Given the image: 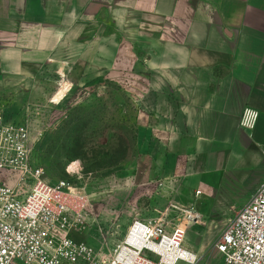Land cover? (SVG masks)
<instances>
[{
    "label": "rangeland",
    "instance_id": "1",
    "mask_svg": "<svg viewBox=\"0 0 264 264\" xmlns=\"http://www.w3.org/2000/svg\"><path fill=\"white\" fill-rule=\"evenodd\" d=\"M98 2L80 51L68 47L67 62L50 64L23 94H0V108L28 126L42 178L84 198L79 213L63 215L59 233L106 263L132 222L154 221L183 234L194 264H221L215 244L244 206L223 201L246 186L222 191L209 159L219 142L185 127L176 81L161 78L167 65L139 62L143 17H123L122 0Z\"/></svg>",
    "mask_w": 264,
    "mask_h": 264
},
{
    "label": "crops",
    "instance_id": "2",
    "mask_svg": "<svg viewBox=\"0 0 264 264\" xmlns=\"http://www.w3.org/2000/svg\"><path fill=\"white\" fill-rule=\"evenodd\" d=\"M98 1L0 0V94H23L67 62L68 47L80 51ZM133 13L143 17L139 62L167 65L161 78L176 81L185 127L220 144L209 159L222 191L246 186L225 206L245 205L264 183V0H122L121 15ZM247 108L258 113L249 129L240 125Z\"/></svg>",
    "mask_w": 264,
    "mask_h": 264
},
{
    "label": "built area",
    "instance_id": "3",
    "mask_svg": "<svg viewBox=\"0 0 264 264\" xmlns=\"http://www.w3.org/2000/svg\"><path fill=\"white\" fill-rule=\"evenodd\" d=\"M257 118L247 108L240 125L252 128ZM42 175L28 126L0 108V264H194L181 232L143 220L132 222L101 262L94 247L58 231L63 215L83 209L84 198ZM215 250L221 264H264V183L226 225Z\"/></svg>",
    "mask_w": 264,
    "mask_h": 264
},
{
    "label": "bare ground",
    "instance_id": "4",
    "mask_svg": "<svg viewBox=\"0 0 264 264\" xmlns=\"http://www.w3.org/2000/svg\"><path fill=\"white\" fill-rule=\"evenodd\" d=\"M192 213V212H191ZM191 217V216H190ZM199 217V216H198ZM189 263H195L198 259L196 257V255H194L192 252H191V256L189 257Z\"/></svg>",
    "mask_w": 264,
    "mask_h": 264
}]
</instances>
